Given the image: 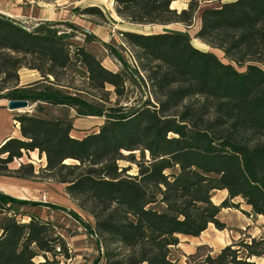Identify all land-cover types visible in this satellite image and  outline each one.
<instances>
[{"label": "trees", "instance_id": "trees-1", "mask_svg": "<svg viewBox=\"0 0 264 264\" xmlns=\"http://www.w3.org/2000/svg\"><path fill=\"white\" fill-rule=\"evenodd\" d=\"M201 1L216 4L201 11L196 37L223 58L196 47L189 33L167 28L192 25ZM172 2L114 0L122 21L163 28L122 31L145 73L139 81L128 68L113 71L85 48L72 49V36L55 28L59 23L24 28L0 13V100L13 93L10 98L103 118L77 138L69 116L15 115L21 137L0 145V175L64 184L70 199L93 218L91 224L68 211L104 245L105 264H174L180 235L197 237L210 224L225 228L222 208L244 203L264 217V0H191L181 11ZM83 12L104 16L98 6ZM71 67L83 70L95 92L87 93L98 102L62 89L70 87L62 77ZM22 68L38 71L42 82L19 86ZM41 83L46 86L36 88ZM136 89L139 98L132 96ZM33 151L45 155L44 167L22 161ZM15 160L19 165L11 167ZM132 164L135 175L128 173ZM217 190L228 193L221 204L213 201ZM36 205L66 210L0 190V264L60 263V237L49 235L51 222L21 210ZM206 248L198 246L188 264H264V236L239 239L215 254L203 253ZM38 256L44 260L36 262Z\"/></svg>", "mask_w": 264, "mask_h": 264}, {"label": "rangeland", "instance_id": "rangeland-1", "mask_svg": "<svg viewBox=\"0 0 264 264\" xmlns=\"http://www.w3.org/2000/svg\"><path fill=\"white\" fill-rule=\"evenodd\" d=\"M190 1L191 0H173L172 8L181 11L182 9L188 7ZM224 1L230 0H221V2ZM111 2L112 0H59L57 2L55 0H50L48 1L50 4L48 6H51L52 10L60 12V18L67 19L66 22H57L59 24L55 26V28L60 30V32H68L72 36L70 39L73 43L72 49H74L75 46L85 48L86 50L92 52L105 67L113 71L128 68L130 72H135V74L132 73V76L136 79V81H139V77H144L145 73L141 72L138 69L137 64L133 62V57L135 58V52L137 54V51L133 50L123 38L124 36L122 37L119 33H122V31H133L150 34L152 32H160L163 28L161 26L135 25L127 23L122 24V20L114 13ZM13 3L16 4L17 0H13ZM42 3H46V1L26 0L25 3L21 2L20 5L23 7L24 13V17L22 19L28 21V14L31 13L35 16H39V12L42 14L41 10L46 8V6ZM214 4L216 3L201 1L192 25L184 27L182 24H173L168 25L167 28L189 33L192 38V42L196 47L203 50H212L220 58H223V53L221 51L212 49L196 37V34L201 26V11L205 7L213 6ZM91 6L100 7L104 16L102 17L98 14L83 12ZM42 17L44 16L41 15V18ZM124 25L126 30L122 27ZM119 27H122L123 29ZM84 29H95V31H99L101 35L105 32L108 35L109 40L102 42L101 38L94 36L95 40L86 41V35L88 34L85 33ZM121 43H124L125 47H122V50L119 51L116 45H121ZM119 55L121 58H119ZM83 74L84 72L82 69L71 67L68 70V75L62 77L64 83L70 85V87L62 89L68 94L83 97L90 102H98V99L91 96V94L94 95L95 92L87 88V81L84 79ZM50 79L53 78L50 77ZM44 86H46V84L41 83L36 88H43ZM113 89V86L107 85V90L113 91ZM87 90L88 93L91 94H88ZM111 96L112 99H115L114 95ZM132 96L139 98V90L136 89ZM0 103H6L7 107V99H1ZM73 110L74 109L64 105L54 106L46 103L39 104L30 102L29 107L25 109L13 110L11 112L13 113L11 118L14 120V116L21 113H32L47 117H64L73 115L77 119V128H75V132L72 134L80 137L85 134V131L95 129L97 125L103 123V118L96 116L81 117L77 115L75 110ZM3 121L4 119L0 117V124ZM3 129L5 130V126H0V133H3ZM18 137H21V135L19 134ZM135 153L137 158H140V153L138 151ZM125 154H127V152H125ZM43 156L45 158V155ZM22 161L26 163L32 162L37 169L44 167L46 163L45 160L42 161V157L40 158L37 151L24 153ZM16 162L19 161L15 160L13 163L16 164ZM120 164L122 166L129 165L127 161H121ZM137 170V166L132 164V168L128 171V173L135 175ZM28 181L29 182H22V184H18V186L16 184L7 185V189L16 195H19L20 199L41 203H52L66 209H51L42 205L24 206L21 208L22 211L33 213L39 218L51 222L49 235H51V237H60L56 240V251H59L61 248V255L57 258L60 261L59 264H105L106 250L104 245L101 241H99V238L96 235L90 234L79 221L74 219L68 213V211L74 210L78 212L84 220L89 221L91 224H94L93 218L78 208V206L71 199H69L70 197L63 187L64 184L43 179ZM227 196V191L217 190L213 193V201L216 204H221ZM240 201L241 199L239 198L231 200L232 203H238ZM20 218L22 221L29 220L28 217ZM219 218L226 225L224 229H218L213 224H210L208 228L197 237L186 235L179 236V245L172 249V259L174 264H188V255L195 253L197 247L200 245L208 246V248L204 249L203 253H207V251L210 250L212 254H215L226 245H229L239 239H250L252 237L264 236V217L256 216L251 213V208L244 203H241L238 208H222ZM49 256L51 257V255ZM43 260L44 258L42 256L35 258L36 262ZM256 261L260 262L262 260L256 259Z\"/></svg>", "mask_w": 264, "mask_h": 264}, {"label": "crops", "instance_id": "crops-1", "mask_svg": "<svg viewBox=\"0 0 264 264\" xmlns=\"http://www.w3.org/2000/svg\"><path fill=\"white\" fill-rule=\"evenodd\" d=\"M56 2L59 0H55ZM23 2L25 3L26 0H17V3H13V0H0V13L15 19L16 21L21 22L22 24L28 26V27H34L37 26L39 23L42 22H51V23H57V22H66L67 19H62L59 17L60 12H57L56 10H52L51 6L48 3V1H46V3H42L43 5L46 6V8L42 9L41 12L42 14L39 12V16H35L33 13L28 14V21L22 19L24 17V13H23V7L20 5V3ZM112 6H113V10H114V0H112L111 2ZM114 13L116 14L115 10ZM41 15H43L44 17L41 18ZM117 15V14H116ZM118 17V16H117ZM34 22V23H33ZM39 22V23H38ZM122 24H125L127 22L125 21H121ZM130 24V23H127ZM125 29V25L122 26ZM122 27H119L121 29H123ZM104 29V28H102ZM90 30V29H88ZM92 32L93 36H97L98 38L102 39V42H106L109 40L108 35L104 32L99 33V31H95V29L90 30ZM91 35V36H92ZM38 82H42V77L40 75V73L36 70L33 69H28V68H22L19 71V86L21 87H29L32 86ZM74 111V110H73ZM12 111L9 110L6 107V103H0V117L4 119V121L0 124V126H5V130L3 129V133H0V145L4 142L5 139H7L10 136H19L20 132H19V126L15 124L14 120L11 118L13 116V113H11ZM69 117H71L73 119V123H74V127L77 128L76 125V117L73 115H70ZM75 132V129L72 130L71 133ZM72 136H74L72 134ZM77 138H80V136H74ZM45 158L44 156H42V161H44ZM19 165V162H16V164L12 163L11 167H17ZM22 182H29L28 180L25 179H19V178H14V177H7V176H1L0 175V190L10 194L16 198H20L19 195H16L12 192H10L7 189V185L10 184H16L18 186V184H22ZM20 186V185H19ZM63 187L65 188V185H63ZM68 197V196H67ZM69 198V197H68ZM70 199V198H69Z\"/></svg>", "mask_w": 264, "mask_h": 264}, {"label": "water", "instance_id": "water-1", "mask_svg": "<svg viewBox=\"0 0 264 264\" xmlns=\"http://www.w3.org/2000/svg\"><path fill=\"white\" fill-rule=\"evenodd\" d=\"M15 23L20 24L22 27L26 28V26L22 25L20 22L13 20ZM85 33L88 35H92V32L88 29H84ZM13 93H3L5 99H7V108L11 111L13 110H21L29 107V101L25 99H13L10 98Z\"/></svg>", "mask_w": 264, "mask_h": 264}, {"label": "built area", "instance_id": "built-area-1", "mask_svg": "<svg viewBox=\"0 0 264 264\" xmlns=\"http://www.w3.org/2000/svg\"><path fill=\"white\" fill-rule=\"evenodd\" d=\"M122 37H123V34L122 33H119ZM116 47H117V49L119 50V51H121L122 50V47H125L124 46V43H121V45H116ZM133 57V56H132ZM133 62L135 63V64H137V61L135 60V58L133 57ZM137 66H138V64H137Z\"/></svg>", "mask_w": 264, "mask_h": 264}, {"label": "bare ground", "instance_id": "bare-ground-1", "mask_svg": "<svg viewBox=\"0 0 264 264\" xmlns=\"http://www.w3.org/2000/svg\"><path fill=\"white\" fill-rule=\"evenodd\" d=\"M66 162H68V160Z\"/></svg>", "mask_w": 264, "mask_h": 264}]
</instances>
